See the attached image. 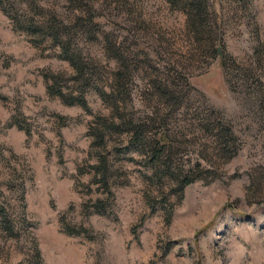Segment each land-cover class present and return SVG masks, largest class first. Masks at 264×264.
I'll use <instances>...</instances> for the list:
<instances>
[{"label": "rangeland", "instance_id": "1", "mask_svg": "<svg viewBox=\"0 0 264 264\" xmlns=\"http://www.w3.org/2000/svg\"><path fill=\"white\" fill-rule=\"evenodd\" d=\"M0 264H264V0H0Z\"/></svg>", "mask_w": 264, "mask_h": 264}, {"label": "trees", "instance_id": "2", "mask_svg": "<svg viewBox=\"0 0 264 264\" xmlns=\"http://www.w3.org/2000/svg\"><path fill=\"white\" fill-rule=\"evenodd\" d=\"M68 59L71 61V63H73L72 60H71L70 58H68ZM50 92H51V91H50ZM51 93H52V92H51ZM55 94H57L58 97H60V99H62V101H63L64 103H66V104H70V103H74V102L82 103L77 97H74V96H70L68 100H66V99L63 100L64 95H63L60 91L55 92ZM189 182H190V180H185V181L181 184V186H183L185 183H189Z\"/></svg>", "mask_w": 264, "mask_h": 264}]
</instances>
